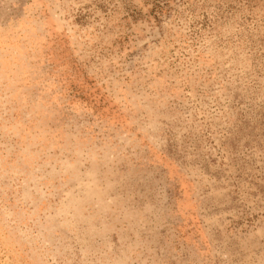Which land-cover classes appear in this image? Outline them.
<instances>
[{"label": "rangeland", "instance_id": "obj_1", "mask_svg": "<svg viewBox=\"0 0 264 264\" xmlns=\"http://www.w3.org/2000/svg\"><path fill=\"white\" fill-rule=\"evenodd\" d=\"M0 264H264V0H0Z\"/></svg>", "mask_w": 264, "mask_h": 264}]
</instances>
